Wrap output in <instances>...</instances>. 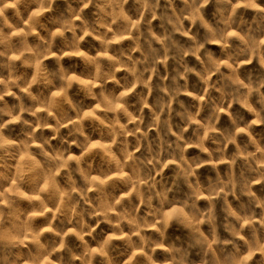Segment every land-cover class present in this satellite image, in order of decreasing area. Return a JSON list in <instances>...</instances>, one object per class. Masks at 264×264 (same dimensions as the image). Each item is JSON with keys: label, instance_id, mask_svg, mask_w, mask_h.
Here are the masks:
<instances>
[{"label": "clouds", "instance_id": "obj_1", "mask_svg": "<svg viewBox=\"0 0 264 264\" xmlns=\"http://www.w3.org/2000/svg\"><path fill=\"white\" fill-rule=\"evenodd\" d=\"M0 264H264V0H0Z\"/></svg>", "mask_w": 264, "mask_h": 264}]
</instances>
